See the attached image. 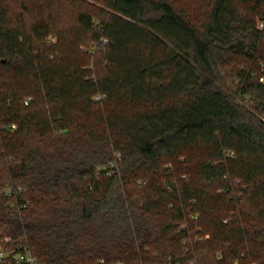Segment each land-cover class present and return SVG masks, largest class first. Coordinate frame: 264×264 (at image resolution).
Returning <instances> with one entry per match:
<instances>
[{"label": "trees", "instance_id": "1", "mask_svg": "<svg viewBox=\"0 0 264 264\" xmlns=\"http://www.w3.org/2000/svg\"><path fill=\"white\" fill-rule=\"evenodd\" d=\"M98 2L0 0L1 243L264 264V0Z\"/></svg>", "mask_w": 264, "mask_h": 264}, {"label": "built area", "instance_id": "2", "mask_svg": "<svg viewBox=\"0 0 264 264\" xmlns=\"http://www.w3.org/2000/svg\"><path fill=\"white\" fill-rule=\"evenodd\" d=\"M258 28L264 31V21L258 22ZM260 81L264 83V76L260 78ZM11 128L15 129L16 126L12 125ZM5 191L9 196L14 193V189L12 187H7ZM8 241L9 239H4V242ZM0 264H39V262L27 245L21 246L19 251L8 250L0 241ZM97 264H101V261L97 262Z\"/></svg>", "mask_w": 264, "mask_h": 264}, {"label": "rangeland", "instance_id": "3", "mask_svg": "<svg viewBox=\"0 0 264 264\" xmlns=\"http://www.w3.org/2000/svg\"><path fill=\"white\" fill-rule=\"evenodd\" d=\"M86 3L92 7H98L100 2L98 0H84ZM173 4L177 8L183 9L187 14L191 15L195 21L203 22L205 18V13L210 8L211 0H172ZM90 6V7H91ZM56 40L55 38L53 39ZM230 86H237L238 81L235 78L229 79ZM10 240V239H9ZM11 250V248H9Z\"/></svg>", "mask_w": 264, "mask_h": 264}]
</instances>
